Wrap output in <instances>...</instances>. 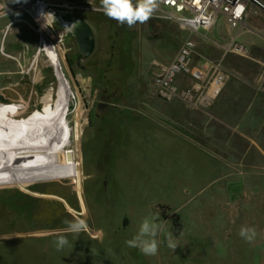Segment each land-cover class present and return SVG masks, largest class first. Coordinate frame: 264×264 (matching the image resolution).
Instances as JSON below:
<instances>
[{"label":"rangeland","instance_id":"obj_1","mask_svg":"<svg viewBox=\"0 0 264 264\" xmlns=\"http://www.w3.org/2000/svg\"><path fill=\"white\" fill-rule=\"evenodd\" d=\"M23 2L0 0V99L20 100L22 113L39 105L56 75L48 47L50 63L37 52ZM79 16L95 48L77 63V43L64 36L66 122L0 157V264H264V14L235 29L219 15L194 35L152 17L129 28L103 12ZM189 36L192 64L224 76L209 104L151 94L153 62H169ZM175 83L186 90L191 79L180 74ZM108 104L169 122L173 134L143 118L132 142L110 140L104 127L86 125ZM145 218L162 225L155 255L126 243ZM74 219L86 224L78 235L63 231ZM242 226L255 229L252 241L240 236ZM58 235L68 240L62 250Z\"/></svg>","mask_w":264,"mask_h":264},{"label":"built area","instance_id":"obj_2","mask_svg":"<svg viewBox=\"0 0 264 264\" xmlns=\"http://www.w3.org/2000/svg\"><path fill=\"white\" fill-rule=\"evenodd\" d=\"M22 8L39 34L37 52H42L51 61L44 41L54 45L53 57L65 77L61 45L69 30L65 29L61 14L103 12L101 5L94 4L91 0H27L26 3L23 2ZM41 9L55 14V20L49 18L47 26H44L43 19H37ZM261 13L264 14L263 0H157L156 10L151 17L174 21L190 35H194L199 29L210 30L219 15L230 29H235L242 25L249 14ZM237 50L241 52L243 47L238 46ZM194 52L195 42L189 36L182 41L169 62L154 61L151 94L165 99L180 96L187 100H193L196 96L195 103L209 104L221 91L224 76L217 67L207 62L192 64ZM180 74H187L191 79V85L186 90L179 89L175 83Z\"/></svg>","mask_w":264,"mask_h":264},{"label":"bare ground","instance_id":"obj_3","mask_svg":"<svg viewBox=\"0 0 264 264\" xmlns=\"http://www.w3.org/2000/svg\"><path fill=\"white\" fill-rule=\"evenodd\" d=\"M44 45L48 47L52 64L56 68L55 83L44 90L40 96L39 105L29 112L22 113L23 105L20 100L4 102L0 99V157H9L10 154L7 153V150L16 148L20 142H23V139L27 140L31 135L61 128L68 118L69 85L53 57L54 45H50L47 41H44ZM5 46V44L0 46L3 55L5 54ZM11 91L13 92V90Z\"/></svg>","mask_w":264,"mask_h":264},{"label":"clouds","instance_id":"obj_4","mask_svg":"<svg viewBox=\"0 0 264 264\" xmlns=\"http://www.w3.org/2000/svg\"><path fill=\"white\" fill-rule=\"evenodd\" d=\"M14 2L19 3L20 0H14ZM26 3L27 0H24ZM90 2V0H89ZM100 4L104 15L109 19L115 20L120 25L127 24L129 28L133 27L137 23L147 22L153 12L157 7V0H100ZM49 18L55 20V14L52 12H45L43 9L38 12V21L43 19L47 26V21ZM79 24L75 22L72 25H65V29L73 31L74 28ZM157 217L153 216L152 221H155ZM64 223L68 226L64 229V232H70L74 234H79L86 229V224L83 220H65ZM162 225L150 222L148 218H145L140 226L138 234L126 243L130 247H138L141 252L145 255H155L158 251L159 242L156 239ZM240 236L245 238L247 241H252L256 235L254 228L241 227ZM57 250H62L66 245H68V240L65 235H58L56 241H54ZM168 244L171 248L175 249L178 245L173 242L171 236L169 235Z\"/></svg>","mask_w":264,"mask_h":264},{"label":"crops","instance_id":"obj_5","mask_svg":"<svg viewBox=\"0 0 264 264\" xmlns=\"http://www.w3.org/2000/svg\"><path fill=\"white\" fill-rule=\"evenodd\" d=\"M128 110H130L128 109V107H116V105L108 104L107 107L101 110L98 114H95L91 122L86 125L90 126L96 123L99 127H104V133L105 135L108 136L110 140L112 137L117 140L118 138L121 140L125 138L126 140H130L132 142L136 136V133L139 130L138 128L141 124L142 119L146 118L145 120H147L151 126L158 127L161 133H163V131H166L169 132L170 134H173V130L171 129V124L169 122H165L164 120H161L160 118L157 117H140L138 113ZM228 125H230L229 121H228ZM180 134L181 135H179V137L181 138L183 137L187 141L193 142L191 138L189 139L190 136H187L186 134L185 136L183 135L184 133L182 132ZM242 136L246 138V135H242Z\"/></svg>","mask_w":264,"mask_h":264},{"label":"water","instance_id":"obj_6","mask_svg":"<svg viewBox=\"0 0 264 264\" xmlns=\"http://www.w3.org/2000/svg\"><path fill=\"white\" fill-rule=\"evenodd\" d=\"M61 20L65 25L68 26L77 21L79 22L73 31L69 30L77 43L78 50L76 53V60L77 63H79L82 58L88 57L95 48V39L92 28L77 13H63L61 14ZM66 157L68 159L71 158L69 151L66 153Z\"/></svg>","mask_w":264,"mask_h":264},{"label":"trees","instance_id":"obj_7","mask_svg":"<svg viewBox=\"0 0 264 264\" xmlns=\"http://www.w3.org/2000/svg\"><path fill=\"white\" fill-rule=\"evenodd\" d=\"M172 222L174 223L175 226L179 227V223H178V217L174 214L172 215Z\"/></svg>","mask_w":264,"mask_h":264},{"label":"snow or ice","instance_id":"obj_8","mask_svg":"<svg viewBox=\"0 0 264 264\" xmlns=\"http://www.w3.org/2000/svg\"><path fill=\"white\" fill-rule=\"evenodd\" d=\"M237 14H239V13H237Z\"/></svg>","mask_w":264,"mask_h":264}]
</instances>
